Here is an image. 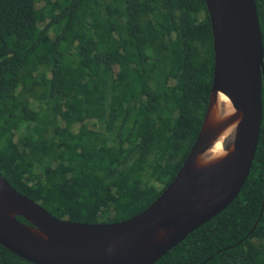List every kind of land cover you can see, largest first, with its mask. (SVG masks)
Wrapping results in <instances>:
<instances>
[{
  "label": "trees",
  "instance_id": "16d2710c",
  "mask_svg": "<svg viewBox=\"0 0 264 264\" xmlns=\"http://www.w3.org/2000/svg\"><path fill=\"white\" fill-rule=\"evenodd\" d=\"M212 69L204 0H0V173L58 218H129L181 166ZM261 104L237 196L153 264H264ZM0 264L35 263L0 245Z\"/></svg>",
  "mask_w": 264,
  "mask_h": 264
},
{
  "label": "water",
  "instance_id": "95a60500",
  "mask_svg": "<svg viewBox=\"0 0 264 264\" xmlns=\"http://www.w3.org/2000/svg\"><path fill=\"white\" fill-rule=\"evenodd\" d=\"M204 2L212 34L211 88L174 178L139 213L88 223L54 216L0 173V245L35 264H153L237 196L262 121V34L255 0Z\"/></svg>",
  "mask_w": 264,
  "mask_h": 264
},
{
  "label": "rangeland",
  "instance_id": "374dc122",
  "mask_svg": "<svg viewBox=\"0 0 264 264\" xmlns=\"http://www.w3.org/2000/svg\"><path fill=\"white\" fill-rule=\"evenodd\" d=\"M92 123H94V122H92V121H89V122H88V125H89V126H93V124H92Z\"/></svg>",
  "mask_w": 264,
  "mask_h": 264
}]
</instances>
